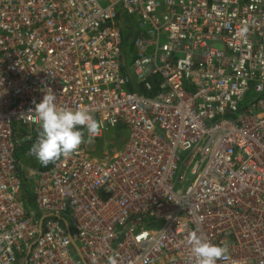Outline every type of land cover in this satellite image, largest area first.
<instances>
[{
	"label": "built area",
	"instance_id": "obj_1",
	"mask_svg": "<svg viewBox=\"0 0 264 264\" xmlns=\"http://www.w3.org/2000/svg\"><path fill=\"white\" fill-rule=\"evenodd\" d=\"M46 88L101 130L40 171ZM194 231L264 264V0H0V264H195Z\"/></svg>",
	"mask_w": 264,
	"mask_h": 264
},
{
	"label": "clouds",
	"instance_id": "obj_2",
	"mask_svg": "<svg viewBox=\"0 0 264 264\" xmlns=\"http://www.w3.org/2000/svg\"><path fill=\"white\" fill-rule=\"evenodd\" d=\"M34 104V110L30 111L35 113L41 131L30 152L43 166L75 153L82 143L90 142L100 134V123L87 109L58 107L56 95L50 88L44 89L41 102ZM188 244L195 264H217L229 250L223 243L213 244L204 240L195 231L189 235ZM108 264H117L116 258L109 257Z\"/></svg>",
	"mask_w": 264,
	"mask_h": 264
},
{
	"label": "rangeland",
	"instance_id": "obj_3",
	"mask_svg": "<svg viewBox=\"0 0 264 264\" xmlns=\"http://www.w3.org/2000/svg\"><path fill=\"white\" fill-rule=\"evenodd\" d=\"M129 42V40H128V38H126L125 39V45H124V52L126 53V55H125V59H126V57L128 56V53L129 52H131L132 51V45L130 44V43H128ZM127 138V132L126 131H124L123 130V126L122 125H120L119 127H118V129L117 130H111L107 135H106V140H108L109 142H112L113 144H112V146L113 147H111L110 146V148L109 149H118L119 147H121L122 146V143L124 142V140ZM98 145H99V143H97ZM98 155H100V152H96V153H94V156H98ZM20 161L27 167V168H33L34 167V164H35V162H34V160H25L24 158H21L20 159ZM24 179H25V181H29V180H27L25 177H24ZM30 184L31 183H29L28 185H29V189H30ZM31 194V193H30ZM24 195H25V193H24ZM25 199H28L29 197L26 195L25 197H24ZM30 199H31V201H30V204H29V206H30V209H32V210H36L37 209V206L34 204V201L32 200V198L30 197Z\"/></svg>",
	"mask_w": 264,
	"mask_h": 264
},
{
	"label": "trees",
	"instance_id": "obj_4",
	"mask_svg": "<svg viewBox=\"0 0 264 264\" xmlns=\"http://www.w3.org/2000/svg\"><path fill=\"white\" fill-rule=\"evenodd\" d=\"M34 162H35V164H34L33 168H37L40 171H46V170L50 169L54 164V162H53V163L48 164L47 166H43L37 160H34ZM29 183H30L29 181L24 180L23 192L25 193V196L27 195L29 197L28 202L30 203V201H31L30 197L32 198V195L30 194L31 192H30L29 185H28Z\"/></svg>",
	"mask_w": 264,
	"mask_h": 264
}]
</instances>
